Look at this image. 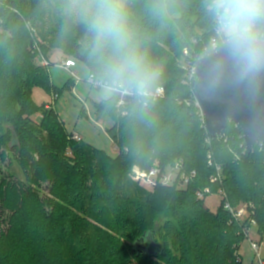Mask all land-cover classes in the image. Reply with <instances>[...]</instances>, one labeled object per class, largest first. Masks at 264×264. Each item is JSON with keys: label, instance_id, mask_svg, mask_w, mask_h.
Instances as JSON below:
<instances>
[{"label": "trees", "instance_id": "trees-1", "mask_svg": "<svg viewBox=\"0 0 264 264\" xmlns=\"http://www.w3.org/2000/svg\"><path fill=\"white\" fill-rule=\"evenodd\" d=\"M210 4L125 0L132 43L158 76L148 94L134 91L123 106L117 92L95 105L97 115L113 120L108 133L118 152L110 156L70 138L58 113L38 107L32 95L36 87L57 94L42 64L55 49L82 58L104 81L103 60L112 52H94L85 0H0V161L13 153L25 175L0 182V264H242L238 252L250 224L223 205L211 212L204 189H222L233 207L252 204L263 234L264 146L247 153L233 122L215 138L205 129L184 51L196 63L211 38L224 42ZM258 29L256 39L264 41V17ZM158 87L165 94L154 99ZM178 161L171 186L158 183L145 192L130 180L133 165L163 175ZM215 163L222 172L212 182ZM193 171L182 182L180 174ZM41 180L52 182V196H41Z\"/></svg>", "mask_w": 264, "mask_h": 264}, {"label": "rangeland", "instance_id": "rangeland-1", "mask_svg": "<svg viewBox=\"0 0 264 264\" xmlns=\"http://www.w3.org/2000/svg\"><path fill=\"white\" fill-rule=\"evenodd\" d=\"M77 1L79 2V0ZM220 38L225 41L226 38L229 39L230 37H224L221 35ZM72 58L73 57L66 55L59 49L50 51L47 60L43 59V61H47L49 63L47 66L50 74V80H52V84L55 87L57 94L47 93L44 89L36 87L32 93L33 100L38 107L46 106V108L53 109L55 113H58L60 120L65 124L66 131L70 138L74 139L75 135H78L80 139L77 141L81 140L84 144H89L93 148L101 151L103 150L110 156H116L118 149L115 147L112 138L108 133V130L113 126V120L107 113L97 115L95 105L102 101L111 99L114 92H119L113 91L108 93L105 91L104 87L95 88L89 81L88 77L90 73L86 64H83V62L78 59L76 60L77 66L71 69L76 73V77H73L70 71L62 67V63L64 61ZM71 79L74 80L75 83L69 87L67 84ZM32 118L39 126L43 124V118L40 113H36L32 116ZM209 154L211 155V152H208L207 156ZM40 159L41 155L39 153H35L34 160L38 162ZM158 163L159 161L155 162L156 165H158ZM71 164L74 163L71 162ZM182 164V161H178L174 164L175 166H173V168L168 167L166 171L167 174H165L168 179L165 180L162 178L164 174H160L155 186L158 185V183L171 186L178 174L177 171H179L175 169V167H180ZM214 165L216 167V163ZM145 171L147 172V170L141 169L140 166L133 165L131 172H129L130 180L138 184V186L144 189L145 192H153V190L150 189H153L155 186L147 185L148 182L146 180H141L139 177V173ZM161 178L162 180L160 181ZM5 179H21L25 181L24 172L21 165L18 164L17 157H15L13 153H11L9 157L5 158L4 161H0V182ZM181 180L182 182L184 181L182 176ZM51 184L52 182H50V180H41L39 184L36 185V188L39 189L41 196H52L50 192ZM177 186L180 188L186 187L183 183H177ZM204 193L207 195L204 197L205 205L211 212L216 213V210L222 205L225 209V204L229 203L227 197H225L222 192V189L212 193L210 188H205ZM245 205L246 204L244 203L237 207H232L237 210L243 209ZM248 210H250L248 214L241 217V222H248L251 228L249 229L248 237H245L238 253H240L242 264H259L258 262L260 257L264 260V233L258 234V226L252 217V213L254 211L251 207H248ZM161 220L162 218L159 220V223H161ZM252 242L259 244L260 257H258L257 253L253 250ZM58 249L59 248L56 250Z\"/></svg>", "mask_w": 264, "mask_h": 264}, {"label": "water", "instance_id": "water-1", "mask_svg": "<svg viewBox=\"0 0 264 264\" xmlns=\"http://www.w3.org/2000/svg\"><path fill=\"white\" fill-rule=\"evenodd\" d=\"M198 59L192 87L205 129L215 138L235 123L251 153L264 143V41L231 37Z\"/></svg>", "mask_w": 264, "mask_h": 264}, {"label": "clouds", "instance_id": "clouds-1", "mask_svg": "<svg viewBox=\"0 0 264 264\" xmlns=\"http://www.w3.org/2000/svg\"><path fill=\"white\" fill-rule=\"evenodd\" d=\"M85 4L94 52H102L105 48H111L112 52L103 60L105 91L132 90L146 95L158 70L147 64L132 43L125 0H85ZM210 8L222 36L258 38L264 0H211Z\"/></svg>", "mask_w": 264, "mask_h": 264}, {"label": "built area", "instance_id": "built-area-1", "mask_svg": "<svg viewBox=\"0 0 264 264\" xmlns=\"http://www.w3.org/2000/svg\"><path fill=\"white\" fill-rule=\"evenodd\" d=\"M216 31H217V32H216L217 35H218V36H221V34H220L219 31H218V28L216 29ZM219 48H220L219 41H218L217 37L214 36V37L211 38V40L209 41V46L206 48L205 54H209L210 52H215V51H217ZM184 55L187 56V57H188V60H189L186 64H184V68H185L186 71L188 72L189 77H190L191 79H194L195 76H196L195 70H196V65H197L198 60H197L196 63H194V62H195V59H193L192 57H190V54H189V51H188V50H185V51H184ZM42 64L47 66L49 63H48L47 61H43V59H42ZM62 65H63V66H62L63 68H65L66 70H68V71L71 72V75H72L73 77H76V73L73 72V71L71 70L73 67H76V66H77V65H76V60H75L74 58H72V59H70V60H67V61H64V62L62 63ZM88 78H89L90 83H91L95 88L104 87V82H103L102 80H97L92 74H90ZM118 92H119V94H120V100L118 101V104H117V105H119V106H123V105H125V98H126L127 96H131L132 94H134V91H132V90H128V91H118ZM147 94H148V93H147ZM164 94H165V90H164L162 87H158V88H156L155 92L150 93V96H152V97L155 99V98L163 97ZM196 101H197V100H196ZM197 104H198L199 107H200L199 101H198ZM200 108H201V107H200ZM75 138H76V139H80V138L78 137V135H75ZM258 144H259L260 147H263V146H264V143L261 142V141L258 142ZM208 156H209V165L212 166V165H213V157H212L210 154H209ZM215 168H216V170H217V175L211 179L212 182H215V180H216L217 178H220V176H221V172H222L220 165L217 164ZM175 169L179 170L178 167H175ZM139 174H140L139 177L141 178V180H143V181L146 180V181L148 182L147 185H149V186H155V184H156V182H157V179H158V177H159V175H160V170H159V169H155V168H153V169L150 170V171H147V172H146V171H145V172H140ZM166 174H167V173H166ZM181 176H182V178L184 179V183L187 184V182H188L190 179H192L193 177L196 176V171H193V172H191V173H183ZM162 178H164L165 180L168 179L167 176H166L165 174H164V176H163ZM162 178L160 179V181L162 180ZM198 197H199L200 199H202V198L204 197V193H203V192L198 193ZM248 207H251V208H252V204H246V205L244 206L243 209H237V210H235V209L232 207L231 204H229V203L225 204V210L231 212V213L233 214V216H234L237 220H239L240 222H241V217L247 215L248 212L250 211V210H248ZM252 223H253V222H252ZM253 224H254V223H253ZM250 228H251L250 226L247 227V229H246V231H245L247 237H248V232H249V229H250ZM252 248H253V250L257 253V256L260 257L259 244L255 243V242H252ZM258 263H259V264H264V260L260 257Z\"/></svg>", "mask_w": 264, "mask_h": 264}]
</instances>
